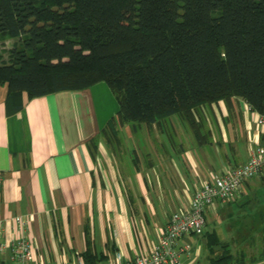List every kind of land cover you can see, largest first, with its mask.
<instances>
[{
    "label": "trees",
    "instance_id": "1",
    "mask_svg": "<svg viewBox=\"0 0 264 264\" xmlns=\"http://www.w3.org/2000/svg\"><path fill=\"white\" fill-rule=\"evenodd\" d=\"M6 38L18 39L7 60L0 51V87H8L12 113L24 96L105 83L118 119L133 131L180 116L201 142V112L234 98L264 114V0H0V45ZM90 147L97 151V139ZM246 189L220 208L231 207L242 242L262 244L247 262L243 250L235 257L206 231L212 264L264 260V175ZM83 256L88 264L105 260L89 249Z\"/></svg>",
    "mask_w": 264,
    "mask_h": 264
},
{
    "label": "crops",
    "instance_id": "2",
    "mask_svg": "<svg viewBox=\"0 0 264 264\" xmlns=\"http://www.w3.org/2000/svg\"><path fill=\"white\" fill-rule=\"evenodd\" d=\"M101 84L24 96L23 108L13 113L6 105L8 87H0V219L6 245L0 264H13L11 248L21 236L17 216L28 221L25 234L36 264H76L88 249L104 261L117 251L126 258L147 253L201 182L226 166L245 164L255 142L264 145L258 113L234 98L201 112V142L180 116L138 127L137 132L144 129L143 160L137 156L139 166L122 164L104 141L110 118H103L96 101ZM121 128L135 137L129 125ZM94 139L97 151L90 147ZM200 241L189 236L177 242L178 249L191 245L182 264H212L207 242Z\"/></svg>",
    "mask_w": 264,
    "mask_h": 264
},
{
    "label": "built area",
    "instance_id": "3",
    "mask_svg": "<svg viewBox=\"0 0 264 264\" xmlns=\"http://www.w3.org/2000/svg\"><path fill=\"white\" fill-rule=\"evenodd\" d=\"M249 106V105H248ZM250 109H252L249 106ZM257 125L264 129V114L258 113ZM251 149L248 161L237 167L226 166L220 175L201 182L188 205L170 215L169 222L158 242L147 253L126 258L117 251L106 261L98 264H182L181 255H190L191 245L177 248V242L189 236H202L207 228V214L216 213L218 207L240 200L247 182L264 175V145L257 142ZM3 176L0 173V188ZM5 221L0 219V257L6 249L4 243ZM21 236L14 240L11 248L13 264H36L32 245L25 234L28 221L21 216L14 218ZM76 264H88L79 257Z\"/></svg>",
    "mask_w": 264,
    "mask_h": 264
},
{
    "label": "rangeland",
    "instance_id": "4",
    "mask_svg": "<svg viewBox=\"0 0 264 264\" xmlns=\"http://www.w3.org/2000/svg\"><path fill=\"white\" fill-rule=\"evenodd\" d=\"M16 43H18V39L6 38L3 41V44L0 45L1 54L3 55L5 60L8 59L7 51L11 49ZM95 96H96V101L100 108L99 109L100 114L103 115V118L105 119L110 118V120L114 118V121H115L114 125H115V129L117 132L115 134L113 133L114 136L113 134H111L112 131H109V132L107 131L104 134V138H105L104 141L107 143L109 149L115 152L116 160L118 162L122 164L129 163L132 167L135 165L139 166V163H137L138 161L136 159H137V156H139L143 160L141 153L144 150V142H145L143 138L144 129H141L139 132L132 131L135 134V137L133 139L128 137V131L125 128L124 129L121 128L124 126L122 125L121 121L117 117V112L119 110L118 100L116 96L112 93L110 88L105 83H102L101 86L96 88ZM143 126L144 125H142V127ZM110 127L111 126L109 125L108 129ZM108 134L113 138V141L110 142ZM140 166L142 165L140 164ZM259 185H261V182L258 183V185L257 184L254 185L253 188H257V186ZM253 196L255 195H252L251 197ZM246 198L247 197H244L242 203L247 201ZM230 209L231 207L227 206L225 208H220V210L214 214L208 213L206 231L215 232L216 235L220 238L221 242L229 246V252L232 255H235V257L236 255L238 257V253L243 250V252L246 253L249 257V258H246V261L250 262V257L254 255L255 253L256 245L258 246L259 244H262L261 238L258 239L256 241V244L254 243L253 246L249 241L245 243L242 242L246 234H244V231L242 232L241 230L236 232L235 230L236 225L233 220V217L229 215L232 213L231 211H229ZM260 236L261 235H258L257 238H259ZM197 237H199L202 242H206L204 236H197ZM215 251H216V255H221L223 254L224 249L218 246L216 247ZM209 254L210 253L208 252V255ZM237 261H239V259H237Z\"/></svg>",
    "mask_w": 264,
    "mask_h": 264
}]
</instances>
